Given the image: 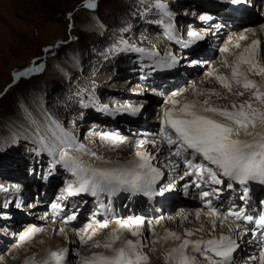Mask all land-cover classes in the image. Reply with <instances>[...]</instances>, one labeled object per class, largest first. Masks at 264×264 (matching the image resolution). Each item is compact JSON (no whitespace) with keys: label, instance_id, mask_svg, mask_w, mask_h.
<instances>
[{"label":"snow or ice","instance_id":"obj_1","mask_svg":"<svg viewBox=\"0 0 264 264\" xmlns=\"http://www.w3.org/2000/svg\"><path fill=\"white\" fill-rule=\"evenodd\" d=\"M226 2L239 5L245 0H226ZM85 7L94 10L96 0H88ZM155 7L163 14V17L171 20L173 14L168 10V5L157 3ZM68 18L71 19V14ZM208 18L205 17V19ZM160 23L165 25L168 38L173 39V25L165 23L163 19ZM191 37L193 42L204 39L196 32H192ZM239 39L246 40L248 37L241 36ZM234 48L241 49L240 43H236ZM260 50L261 40L254 39L235 53L233 60L221 62L222 66L230 71V75H220L217 69L208 73L228 94L233 93L234 86L242 88L243 91H240L238 95L244 96L246 92L249 93L246 100L240 104L233 101L227 106H220L215 104L212 98L227 100L228 96L221 95L215 90L208 91L207 97L203 101L192 100L181 104L179 100L171 99L167 101L171 107L163 113V126L159 132V136L167 145V154L161 163H164L170 172L175 173L180 168V164L176 163L173 158L182 160L184 171L183 175L178 177L179 179L195 175L198 178L194 182L197 188L201 187V181L212 185H222L225 184L226 179L228 181L227 188H232L233 183L240 186L242 189L240 199L245 202L250 182L264 185V85L258 84L250 78V75L264 77V66L260 63L262 59ZM49 51L51 49H44V52ZM136 51L143 53L145 50L136 49ZM221 51L228 52L229 49L223 48ZM150 55H158V53H150ZM170 59L172 64L176 63L175 57H170ZM44 70V63L37 64L33 61L31 67L14 73L13 79L19 80ZM199 95L203 96L205 93L200 92ZM178 105L180 106L177 107ZM130 111L132 114H136L140 108L131 107ZM56 129L53 131L50 126L44 136L40 135L38 129L36 135L41 150L49 152L54 157V163H62L75 177V180L69 182L64 189L69 195L81 193L91 195L97 198L100 207L110 210V201L109 205L105 206L100 199L102 195L112 196L126 192L133 196L143 195L152 198L163 195V191H171L175 188L174 180L167 185L166 189H157V182L163 175L161 169L152 164L153 160H157V156L138 153L137 161L127 166L111 169L88 167L69 155V149L73 147L74 143L73 138L59 129L58 125ZM113 143H123V141L117 137ZM137 143L143 142L137 141ZM90 155L95 156L96 154L93 152ZM57 156L58 159H55ZM197 157L206 161L207 166L199 163L193 164ZM205 172L207 180H205ZM185 188H187V184ZM219 191L218 188H210L202 190L199 194L209 209V215L217 218L211 221L208 228L201 225L199 229H196L198 232H205L209 238L201 237L195 241L184 239L178 246L168 249L165 257L166 264H200L201 260L207 261V264H234V253L239 248L238 240L244 234V230L237 223L236 228H229L227 234L220 232L217 235L218 228L223 227V220L230 216L234 222L245 221L264 228V215L258 217L248 215L243 206H230L226 214L221 213L218 216L217 209L211 206V200L208 198ZM59 207L58 204L52 205L53 209ZM195 215L199 218L200 212H196ZM75 218V215H71L67 217V220ZM217 220L220 221L219 224ZM117 223L121 229L129 228L131 235L139 237V239L125 240L117 247V241L121 237L118 234L120 229H115L103 244L100 241H95L89 245L94 248L103 247L110 254L101 253L90 258H81L78 264H148L149 257L144 249L147 247L149 251H155L154 245L160 241H152L149 244L143 238L141 231L143 221L139 218L128 222L117 221ZM131 225L136 227L131 228ZM93 226L94 224H88L82 230L85 235L80 238L81 244L88 245V242L97 235L95 231L89 233V229H92ZM101 227H107V224L105 223ZM40 231L42 230L36 227L29 229L28 233L20 237L21 242L30 241L33 235ZM193 234L191 231L185 232V235L189 237ZM169 238L176 241L181 240V237L174 232H168L160 239L166 242ZM189 247H191L192 254L187 252ZM68 251L67 248L49 251L39 261L32 257L25 264H66ZM76 255L78 256L79 253L77 252ZM250 259L257 261V264H264V250L258 256L250 257Z\"/></svg>","mask_w":264,"mask_h":264},{"label":"rangeland","instance_id":"obj_2","mask_svg":"<svg viewBox=\"0 0 264 264\" xmlns=\"http://www.w3.org/2000/svg\"><path fill=\"white\" fill-rule=\"evenodd\" d=\"M163 1L165 2V0H96V7L92 10L85 7L88 0H0V149L14 144L11 148L7 147L9 151H5L6 154H2V159L0 158V188L2 191L12 188L9 185L13 182L23 186L30 184L31 179L27 173L29 166H33L34 174L39 171L36 160H29L28 157L31 156L25 152L31 144L28 143L29 141H23L24 137L20 135L29 130L37 134L39 129L40 135L43 132L45 135L50 126L55 131L58 125L59 129L86 146L89 144L85 141L88 136L92 139L97 136V139H101L99 143L103 141V144H108L111 148L118 144L113 143L118 135L106 130L103 126H99L95 131L88 128L91 121L83 120L94 119L92 115L83 113L82 117L77 116L78 106L81 107L78 97L81 93L80 100L92 102L96 107L93 110L103 108V112H106V108L100 105L101 103L99 104L100 101L105 103L112 101L118 95L122 96L125 92H132L131 88L136 86L133 84L135 82H127L123 76H116L120 72L133 70L128 63L124 64L132 61V58L126 59L121 56V53H117L121 57L112 55L114 50H117L116 40L124 36L143 47L163 46L161 43L163 40L154 33L150 34L148 28L142 26L143 22L139 21L143 20L144 16H151L152 9L144 7L154 8L149 3ZM165 3L173 10L172 3ZM184 3H180L178 7ZM174 13L178 15L179 11L174 10ZM69 14H71V19L68 18ZM94 20L98 21L97 26ZM177 20H175L176 23ZM100 23L102 28L99 27ZM181 26L185 25L181 22ZM223 40L227 41V38ZM231 42L226 43L229 51ZM57 45L59 47H56ZM45 48L51 51L44 52ZM180 60L181 58L177 59L178 62ZM33 61L37 64L44 63L45 70L19 80L13 79L14 73L31 67ZM260 63L264 66V57ZM196 74L198 77L202 76L199 70ZM224 75L228 74L224 73ZM116 77L120 78L116 79ZM189 82L185 84L186 90H181V93L185 99L192 94V99H189L191 101L204 100L207 97V89L218 90L212 80L204 87H198L197 82L189 85ZM114 84L117 86L114 87ZM79 87L92 89L86 95L85 92L79 91ZM175 92L169 97L176 99L173 95ZM200 92H204L205 95H199ZM239 92L240 89L234 86L235 97H232L233 93L228 94L227 100L217 99V103L222 106H227L233 101L240 104L248 98L249 93L244 99V96L238 95ZM130 96H137V94H130ZM118 102L122 104L121 101ZM150 122L153 121L150 120ZM17 124L19 129L15 126ZM91 126L94 127V124ZM95 133L96 135L92 137ZM48 135L50 136V133ZM78 147L76 144L73 145L72 152L69 154H72ZM23 160L27 164L25 165L26 173L23 174L26 183L25 181L20 182L18 178H11L10 176H15L11 174H14L16 170L8 167L12 163ZM129 160L131 159L128 157ZM22 193L21 196H24L25 191ZM3 197L5 196H2L0 191V201L4 204ZM200 225L198 227H201ZM180 231L183 232L182 226L176 231V234L181 237L185 232ZM3 233L7 232L3 230ZM153 234L151 232L147 234L149 238L147 237L148 241H146L149 244H151L150 237ZM11 239L13 240H11L10 247L16 243L15 237ZM131 239H134L133 236ZM10 247L6 246L1 251L0 264H17L19 258L28 249V246L24 251L13 250ZM155 249L157 250L158 247ZM144 250L147 255L151 252L147 247ZM87 252L78 256L87 257L88 255H85Z\"/></svg>","mask_w":264,"mask_h":264},{"label":"bare ground","instance_id":"obj_3","mask_svg":"<svg viewBox=\"0 0 264 264\" xmlns=\"http://www.w3.org/2000/svg\"><path fill=\"white\" fill-rule=\"evenodd\" d=\"M190 8H191V5H190V3H184L182 6H180L179 7V13H178V15H177V17H174L175 18V20H177V19H181V18H185V19H187V20H191V17H190ZM184 12H186L185 14H184ZM94 22H95V24H96V26L98 25V21L97 20H94ZM191 22H194V19L191 21ZM87 23V22H86ZM260 26H261V24L259 23L258 24V26H256V24H249V25H247V29H245V27L244 26H242V27H238L237 28V30L235 29L234 31H233V34H236V35H240L239 37L238 36H236V38L235 39H233L232 40V42H231V50L230 51H228V55H227V53H224L223 54V58L225 59V60H229V61H231V60H233L234 58V54L235 53H237L238 51H240L241 49H243L244 47H246L248 44H250L251 43V41L252 40H254V39H259V37H258V35H257V32L260 30L259 28H260ZM99 27H101L102 28V26H101V23L99 24ZM99 31H102V30H99ZM90 32V31H89ZM94 33H95V31H94ZM263 33H264V31H263ZM241 36H247L248 37V39H246V40H240L239 38L241 37ZM151 37H153V36H151ZM163 40V39H162ZM235 41V42H234ZM234 42V43H233ZM240 43V45H241V49H236V48H234V45L236 44V43ZM225 47H228V45H225ZM230 52L233 54V56L230 54ZM260 52H261V55H263V53H264V50L263 49H261L260 50ZM174 53V52H173ZM149 58L150 59H153V56H149ZM193 58V57H192ZM177 59H180V57H177L176 58V63L175 64H173L171 67H173V68H175V69H177L176 67H177V65L178 64H180V62H178L177 61ZM204 60V59H203ZM205 60H207V59H205ZM156 61V60H155ZM154 62V61H153ZM156 63V62H155ZM165 62L164 61H160V64H164ZM215 66H216V63L214 62L213 63ZM129 66V65H128ZM128 66H126L127 68H128ZM125 69V68H124ZM134 70H136L135 68H133ZM213 69L211 68V71H212ZM230 72V71H229ZM140 73V72H139ZM184 74H186V70L183 72ZM218 74H220V75H222L223 74V72L221 71L220 73L218 72ZM230 74V73H229ZM178 75H180L181 76V72L178 74ZM255 75H250V78L251 79H253V80H255L258 84H261V85H264V83H263V78L264 77H260V76H257L258 78H255L254 77ZM133 79H135V77L134 76H131ZM117 78H120V77H116V79ZM182 77H180V79H181ZM211 78L212 77H210V78H207L206 76H204V75H202V76H200V77H198V75L197 74H195L193 77H191L190 78V84L189 85H191V84H193V82H197L198 83V87H204V86H206L207 84H210V80H211ZM126 80H127V82H128V80H129V78H125ZM179 79V78H178ZM155 80V79H154ZM176 81H177V79L174 81V83H176ZM129 82H131V81H129ZM149 83L151 82L150 80L148 81ZM148 82H146L145 83V85L146 84H148ZM212 82L213 83H215V88H217L218 90L216 91V92H219V93H221V95H228V93L227 92H225L226 90L225 89H223L221 86H220V84L215 80V78L213 77V80H212ZM164 83H166L165 81H164ZM115 85L117 86V84H114V87H115ZM123 85H125V83H123ZM151 85V84H150ZM214 86V85H213ZM211 87V86H210ZM139 88V89H138ZM180 88H182V89H179L180 91H176L173 95H175L176 96V99L177 100H179L180 102H181V104L182 103H184L185 101H191V100H189V99H192V94H190V96L188 97V98H184L183 96H182V91L181 90H186V87H185V85H183V87H180ZM142 89H145V90H147V93H150V91L151 92H153V89L152 88H149L148 86L147 87H144V88H142ZM141 89V87H139V86H134L133 88H131V90L132 91H136V90H139V91H141L142 90ZM173 91V90H172ZM208 91H210L209 89H207V93H208ZM240 91H243V90H241L240 89ZM236 93V92H235ZM235 93H233V96L232 97H235ZM134 94H137V96H140L141 94L140 93H134ZM140 94V95H139ZM247 92L244 94V99L245 98H247L248 96H247ZM179 95V96H178ZM119 96V95H118ZM207 96V95H206ZM247 96V97H246ZM170 98V100L171 99H173V98H171V97H169ZM166 99H167V96H166ZM166 99H164L165 100V107H166V109H168V108H170L171 107V105H169L168 103H167V101H166ZM90 100H92V99H90ZM199 101H200V99H198ZM212 100H213V102L215 103V104H217V105H220L219 103H217V98L216 97H213L212 98ZM169 101V100H168ZM201 101H203V99H201ZM86 102H87V105L88 106H94V104L92 103V102H90V101H87L86 100ZM240 103V102H239ZM162 105V104H161ZM180 105H178L177 107H179ZM220 106H222V105H220ZM165 107H163V108H165ZM91 109H93V108H91ZM99 110H101V111H103L104 109L103 108H100ZM98 110V111H99ZM122 116H124V117H127V112H123V115ZM161 117H163L164 118V116H162V114L160 115ZM218 119H219V117H217ZM17 128H18V124L17 125H15ZM97 125L95 124L94 125V127H96ZM151 125H148V127H150ZM19 129V128H18ZM24 131V130H23ZM23 131H21V132H23ZM25 134H27V137H25ZM25 134H20L22 137H24V140L23 141H29L28 143H31V142H35V143H37L38 144V139H37V135H36V133H33V132H30V130L29 131H27ZM106 139H108V138H106ZM101 141V139H97V138H94V139H92V138H90V136H88V137H86V139H85V141H87V142H89V144L87 145V146H85V152H81V148H79V150H77L78 148H76L74 151H73V153L72 154H69L70 156H73V157H75V158H77L81 163H84V164H86V165H93V163H95L94 164V166L96 167V168H109V169H111V167L112 168H116V167H120V166H127V165H129L130 163H133V162H136L137 160L134 158V154H132L131 152H128L127 150H125V144L124 143H118L114 148H111L110 147V145H108V144H103L102 142H98V141ZM108 141H110V140H108ZM156 141V139H153V142H155ZM106 143H107V141H106ZM98 148V150H97V154H98V158H92V157H90V156H92V155H90V153L91 152H95L96 150L95 149H97ZM108 153H110V154H108ZM128 157L131 159V160H129L128 161ZM107 162V163H106ZM25 165H27L26 163H25V161L23 160V161H17L16 163H12L11 165H9V166H12L13 167V169H16V171H19V173H20V176L23 178V174H25L26 173V167H25ZM30 165H31V163H30ZM8 166V165H7ZM64 166H61L60 168H63ZM31 170H34L33 169V166L31 165ZM34 172H35V170H34ZM38 173V172H37ZM36 174V173H35ZM35 174L33 175V177H35ZM27 181H25V183H26ZM6 185H9V184H6ZM10 187H12V188H8V190H10L11 192L12 191H14L13 192V194H14V196H16V195H19V196H21V193H22V191H25L26 190V187H27V185H21V184H19V183H15V182H13V183H10V185H9ZM22 195H23V193H22ZM22 198H23V196H21ZM4 198V205L5 206H3L4 208L6 207V212H8V209H12V208H14L13 207V201L11 202V204L10 203H7L6 202V200H7V197H3ZM29 202H34V201H29ZM9 204V205H8ZM7 207H9V208H7ZM26 210L28 211L29 209L26 207ZM1 211V210H0ZM5 212V213H6ZM10 212V211H9ZM12 213V212H11ZM2 213V211H1V213H0V215L1 216H4L5 214H3ZM17 217H21V215H22V212H21V210H17L15 213H14ZM36 215V214H35ZM172 220L173 219H175V217H172L171 218ZM178 220V219H177ZM34 221L35 222H38L39 223V221H37L36 219H34ZM31 224H33V222L31 221ZM166 226H168V227H171L169 230L167 229V227ZM177 227L178 225H176V224H174V222L172 221V222H165V221H163L162 222V227L160 228V226L158 227V230H159V233L160 234H153V236L152 237H150L151 239H150V243L152 242V241H157V240H159L160 242L159 243H157V244H155L154 245V247H158V249L156 250V251H151L150 253H148V257H149V262H148V264H166V260H165V257H166V255H167V252H168V249H170V248H172V247H176V246H178L179 245V243H181V242H178V241H176V240H173V239H171V238H169L166 242L164 241V240H162V239H160V238H162V237H164L166 234H167V230L169 231V232H174V233H176L175 232V230L173 229L174 227ZM201 226V225H200ZM131 228H135L136 226L135 225H131L130 226ZM6 228H8V227H6ZM45 228H46V232L45 233H43L41 236H39V237H37V238H35V239H33V240H30V241H28V242H21V240H20V237L21 236H23V234H18V235H16L15 236V239L16 238H18V241H16V243L15 244H13L11 247L9 246L10 245V243H12V242H10L9 244H6V246L7 247H10L11 249H13V250H20V251H24V250H26L27 249V246H28V249L26 250V252H24V254L19 258V261H18V263L17 264H20V263H22V264H25V262L26 261H28V260H30V258H32V257H35L36 258V260L37 261H39L40 259H42L43 257H45L46 255H47V253L49 252V251H58V250H60V249H62V248H70V246L69 247H67V242H69V243H71L72 244V246H77V245H79V243L77 244V242L75 241V239H74V236H73V234H72V231L71 230H63V227L62 226H59V225H55V224H53V223H48V224H45ZM200 227H198L197 225H192V224H188V225H182V230H183V232H181V233H184V232H187V231H191V232H193V233H195V230L196 229H199ZM1 229V228H0ZM115 229H120V231H119V235H120V237H121V239L119 240V241H117V244H116V246L117 247H119L120 246V244L123 242V241H125V240H137V239H139V237H134L133 236V238L134 239H131V236L129 237L127 234H126V231H125V229L126 228H120V225L116 222V223H113L111 226H110V230H109V232H105V233H103V232H100V231H95L96 233H97V235L93 238V240L94 241H100L101 242V244H103L104 242H105V240H106V238H108L109 237V234L113 231V230H115ZM173 229V230H172ZM4 230V229H3ZM62 230V231H61ZM5 231V230H4ZM9 233H11V231H9V230H7ZM141 231H143V230H141ZM92 232V231H91ZM90 232V233H91ZM131 232V231H130ZM2 233H3V231H2ZM103 233V234H102ZM149 233V231H147L146 233H143V238L145 239V240H147L146 238H147V234ZM0 235H1V233H0ZM10 236H11V234H10ZM100 236H102L103 238H100ZM7 237V236H6ZM6 237H4V238H6ZM14 237V236H13ZM149 238V237H148ZM181 240L183 241L184 239H190V238H192L191 236L190 237H188V238H186V235H185V233H184V235L183 236H181ZM9 236H8V241H9ZM64 240V241H63ZM148 241V240H147ZM19 245V246H18ZM6 246H3V248H5ZM2 248V249H3ZM75 249V248H74ZM74 249L73 250H71V254L73 255L74 254ZM191 248L189 247L188 249H187V252L189 253V254H192V252H191V250H190ZM4 250V249H3ZM99 250H100V252L99 251H96V250H94V249H92L90 252H87V254H85V255H88L87 256V258H90V257H92L93 256V254H101V253H103V254H110L109 252H107L103 247H101V248H99ZM145 251V250H144ZM97 252V253H96ZM145 253H146V251H145ZM81 254V252H79V255ZM147 254V253H146ZM67 256H69V254L67 255ZM81 258H86V257H81ZM80 258V259H81ZM80 259H78V260H80ZM21 260V261H20ZM200 264H207L206 262H202V263H200Z\"/></svg>","mask_w":264,"mask_h":264}]
</instances>
